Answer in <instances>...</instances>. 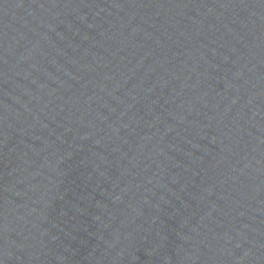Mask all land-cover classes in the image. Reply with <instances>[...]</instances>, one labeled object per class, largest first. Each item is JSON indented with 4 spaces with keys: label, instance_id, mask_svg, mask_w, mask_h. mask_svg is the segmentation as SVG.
<instances>
[{
    "label": "water",
    "instance_id": "1",
    "mask_svg": "<svg viewBox=\"0 0 264 264\" xmlns=\"http://www.w3.org/2000/svg\"><path fill=\"white\" fill-rule=\"evenodd\" d=\"M0 264H264V0H0Z\"/></svg>",
    "mask_w": 264,
    "mask_h": 264
}]
</instances>
